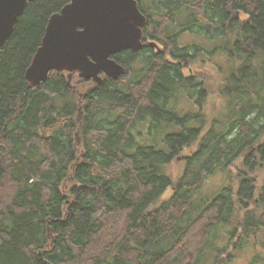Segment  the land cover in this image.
Masks as SVG:
<instances>
[{
    "label": "trees",
    "instance_id": "obj_1",
    "mask_svg": "<svg viewBox=\"0 0 264 264\" xmlns=\"http://www.w3.org/2000/svg\"><path fill=\"white\" fill-rule=\"evenodd\" d=\"M137 1L143 41L163 50L113 56L126 68L119 80L27 82L70 0L30 2L0 49V264H222L230 247L264 248V0ZM185 35L197 40L183 46ZM218 55L223 80L186 73ZM181 99L194 108L179 110ZM219 99L225 112H207ZM242 159L237 185L185 221L206 181ZM224 232L226 249L213 244Z\"/></svg>",
    "mask_w": 264,
    "mask_h": 264
},
{
    "label": "water",
    "instance_id": "obj_2",
    "mask_svg": "<svg viewBox=\"0 0 264 264\" xmlns=\"http://www.w3.org/2000/svg\"><path fill=\"white\" fill-rule=\"evenodd\" d=\"M34 0H0V49ZM148 18L137 0H70L47 25L41 46L25 73L32 86L45 83L52 72L74 74L97 85L102 74L119 80L126 68L113 56L144 48Z\"/></svg>",
    "mask_w": 264,
    "mask_h": 264
},
{
    "label": "rangeland",
    "instance_id": "obj_3",
    "mask_svg": "<svg viewBox=\"0 0 264 264\" xmlns=\"http://www.w3.org/2000/svg\"><path fill=\"white\" fill-rule=\"evenodd\" d=\"M196 40L197 39L191 35H185L181 39V45L184 46L187 44H191ZM202 41H204V40H202ZM208 45L210 46L211 44H208ZM162 50H163V47L159 45L157 47V51L159 52ZM205 58L206 57H201L200 60L195 62L189 69L186 70V73L187 74H196L201 79H204V77L205 78L211 77L210 80H212V81L215 80L218 82L220 79L223 80L222 74H224V73L226 74L230 70L228 68V65L226 64L224 55L223 56H221V55L215 56V57L211 58L212 61H210L211 60L210 58H206V59ZM139 66L140 65H138L136 67V69ZM221 68H224L223 69L224 72H222L220 70ZM74 82H76V80H74ZM192 103H193L192 101H189L187 99H181L178 103V109L179 110H183V109L192 110L194 108ZM206 110L210 114L214 110V112H216L217 116H219V111H222L223 113L225 112L220 99L216 100L215 102H213V100H212V103H208L206 106ZM184 163L185 162L183 160L176 161L174 164H172L168 168V172L175 178L181 176L184 172V169H185ZM239 170L244 171L245 173L247 172V170L243 166V159L240 160L239 162H237L236 165L233 166L231 172L217 173V174L211 176L206 181L203 188L200 190L197 198L194 201L193 208L190 210V212L186 216L185 221H188L191 217H193L197 213V210H199L203 206V204H205L208 200H210L211 198H213L214 196L219 194L223 188L233 187V186L235 187V184L237 185V180H236L235 176L237 177ZM255 173H257V174H255V177H256L255 179L257 180L258 189L260 191L261 187H262L263 177H264V170H258ZM172 195H173V190L172 189L168 190L167 193L162 198V201H166V200L170 199L172 197ZM254 208H255V204L253 202L252 203L250 202L249 209L253 210ZM215 242L216 243H213L214 245L219 246L220 248H225L228 245V244L225 245L227 242V238L225 237V232L222 233L221 238H218ZM262 243H263L262 239H260L259 241H257V240L256 241H249V247L246 250L244 249L243 252H240L239 250L233 251V248L230 247V249H229L230 256L233 259L230 261V263H228V261L225 260V262L222 264H251V263H253L256 254L264 255V248L262 247ZM226 248H228V246ZM225 257H227V256H225ZM211 261H212V257H209L205 260L204 264H209ZM211 264H213V262ZM256 264H264V262H257Z\"/></svg>",
    "mask_w": 264,
    "mask_h": 264
},
{
    "label": "flooded vegetation",
    "instance_id": "obj_4",
    "mask_svg": "<svg viewBox=\"0 0 264 264\" xmlns=\"http://www.w3.org/2000/svg\"><path fill=\"white\" fill-rule=\"evenodd\" d=\"M143 43H144V48H146L147 46H154V47H158V45H157V43H155V42H153V41H150V40H148V41H146V42H144L143 41ZM143 48V49H144ZM155 48V49H156ZM64 73H66L67 74V77H68V80H69V73H67V72H64ZM75 76H78L79 77V75L78 74H74V76H73V79H74V77ZM102 77L104 78V81H105V75L104 74H102ZM108 78V77H107ZM73 79H72V82H73ZM83 80V79H82ZM92 81V80H91ZM91 81H89V82H91ZM72 82L70 83V80H69V85L72 87V88H74L75 90H77L76 89V87H74L73 85H72ZM93 82V81H92ZM102 85V84H101Z\"/></svg>",
    "mask_w": 264,
    "mask_h": 264
},
{
    "label": "bare ground",
    "instance_id": "obj_5",
    "mask_svg": "<svg viewBox=\"0 0 264 264\" xmlns=\"http://www.w3.org/2000/svg\"><path fill=\"white\" fill-rule=\"evenodd\" d=\"M35 56V55H34ZM34 58V57H33ZM33 61V60H32ZM241 248V247H240Z\"/></svg>",
    "mask_w": 264,
    "mask_h": 264
}]
</instances>
